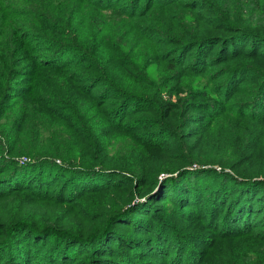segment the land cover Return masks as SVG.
Listing matches in <instances>:
<instances>
[{
	"label": "trees",
	"instance_id": "obj_1",
	"mask_svg": "<svg viewBox=\"0 0 264 264\" xmlns=\"http://www.w3.org/2000/svg\"><path fill=\"white\" fill-rule=\"evenodd\" d=\"M0 264H264V0H0Z\"/></svg>",
	"mask_w": 264,
	"mask_h": 264
},
{
	"label": "rangeland",
	"instance_id": "obj_2",
	"mask_svg": "<svg viewBox=\"0 0 264 264\" xmlns=\"http://www.w3.org/2000/svg\"><path fill=\"white\" fill-rule=\"evenodd\" d=\"M147 72H148L150 77L160 79L163 76V74L165 73V69H164V67L162 68V66L160 64H152L151 67H149ZM167 95L168 94H166V93L164 94V96L168 98ZM181 96H185V94H181ZM174 99H176V97H174ZM21 159H23V158H21ZM199 167L200 166H198V165L194 166V168H199ZM218 169L220 170L221 168L218 167Z\"/></svg>",
	"mask_w": 264,
	"mask_h": 264
},
{
	"label": "built area",
	"instance_id": "obj_3",
	"mask_svg": "<svg viewBox=\"0 0 264 264\" xmlns=\"http://www.w3.org/2000/svg\"><path fill=\"white\" fill-rule=\"evenodd\" d=\"M27 161H29V159L27 158V157H25V158H23V159H21V164H25V162H27Z\"/></svg>",
	"mask_w": 264,
	"mask_h": 264
}]
</instances>
